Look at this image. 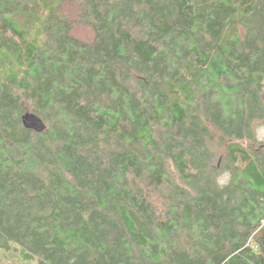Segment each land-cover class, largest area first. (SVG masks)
<instances>
[{
  "label": "trees",
  "instance_id": "trees-1",
  "mask_svg": "<svg viewBox=\"0 0 264 264\" xmlns=\"http://www.w3.org/2000/svg\"><path fill=\"white\" fill-rule=\"evenodd\" d=\"M258 126L264 0H0V264H264Z\"/></svg>",
  "mask_w": 264,
  "mask_h": 264
},
{
  "label": "water",
  "instance_id": "water-1",
  "mask_svg": "<svg viewBox=\"0 0 264 264\" xmlns=\"http://www.w3.org/2000/svg\"><path fill=\"white\" fill-rule=\"evenodd\" d=\"M22 125L28 130H32L36 133H42L45 130L44 121L35 113L26 112L21 117Z\"/></svg>",
  "mask_w": 264,
  "mask_h": 264
},
{
  "label": "rangeland",
  "instance_id": "rangeland-1",
  "mask_svg": "<svg viewBox=\"0 0 264 264\" xmlns=\"http://www.w3.org/2000/svg\"><path fill=\"white\" fill-rule=\"evenodd\" d=\"M74 33H75V35L77 37H80V38H88V36H89V32L85 28H79ZM262 127H264V126H258L257 127V136H258V133H260V130H261ZM260 140H264V139H260ZM221 175L223 177H225V178L228 177V175L226 174V172H223V171L221 172Z\"/></svg>",
  "mask_w": 264,
  "mask_h": 264
},
{
  "label": "clouds",
  "instance_id": "clouds-1",
  "mask_svg": "<svg viewBox=\"0 0 264 264\" xmlns=\"http://www.w3.org/2000/svg\"><path fill=\"white\" fill-rule=\"evenodd\" d=\"M258 138L259 139H264V127L261 128L260 133H258ZM217 182L220 185H223L226 182V178L225 177H218L217 178Z\"/></svg>",
  "mask_w": 264,
  "mask_h": 264
}]
</instances>
